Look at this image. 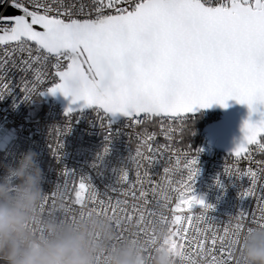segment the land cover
<instances>
[{
	"label": "snow or ice",
	"instance_id": "snow-or-ice-1",
	"mask_svg": "<svg viewBox=\"0 0 264 264\" xmlns=\"http://www.w3.org/2000/svg\"><path fill=\"white\" fill-rule=\"evenodd\" d=\"M13 72L25 98L71 96L95 109L109 135L106 119L123 117L135 141L118 187L99 192L65 169L41 211L60 197L65 219L86 210L109 216L117 242L132 235L149 259L165 230L176 264H235L245 223L264 226V119L245 122L224 167L247 177L241 197L255 199L256 209L227 223L213 221L210 206L192 195L200 150L173 147L196 109L229 99L250 111L264 104V0H0V98ZM61 146L57 139L53 152ZM157 165L162 173L151 171Z\"/></svg>",
	"mask_w": 264,
	"mask_h": 264
},
{
	"label": "built area",
	"instance_id": "built-area-1",
	"mask_svg": "<svg viewBox=\"0 0 264 264\" xmlns=\"http://www.w3.org/2000/svg\"><path fill=\"white\" fill-rule=\"evenodd\" d=\"M8 78L13 86L8 94L0 98V164L14 166L22 153L32 150L37 153L38 163L44 173L43 188L46 193H51L63 184L62 171L65 169L79 177H88L99 192L118 187L121 171H131L130 158L135 151V141L130 139L125 120L111 124L107 118L109 135L100 126L95 109L66 116L61 104L50 100L41 112L40 104L37 103L41 94L25 98L16 86L19 74L9 73ZM202 114L204 116L200 119L198 115L186 116L184 134H176L173 147L185 151L190 145L193 152L200 150L192 195L210 206L208 217L223 224L240 212L251 213L256 209V202L255 199L241 197V193L249 186L247 177L237 179L225 174V163L232 162L230 155L216 150L215 142L210 143L202 132L195 131L199 133L196 141L194 138L186 139L185 135L192 132L190 124L197 120L203 123L215 120L207 119L206 115L210 113ZM57 130L60 132L59 137ZM57 139L62 146L54 153ZM158 139L164 142L163 137ZM106 146L109 151L104 154ZM151 171L162 173L160 165ZM131 175L134 179V173ZM194 211L199 213L202 209L196 207Z\"/></svg>",
	"mask_w": 264,
	"mask_h": 264
},
{
	"label": "clouds",
	"instance_id": "clouds-1",
	"mask_svg": "<svg viewBox=\"0 0 264 264\" xmlns=\"http://www.w3.org/2000/svg\"><path fill=\"white\" fill-rule=\"evenodd\" d=\"M0 264H176L160 230L149 259L132 235L118 241L109 216L86 210L65 219L62 198L41 211L48 194L37 153L21 154L13 165L0 164ZM235 264H264V226L245 224Z\"/></svg>",
	"mask_w": 264,
	"mask_h": 264
},
{
	"label": "water",
	"instance_id": "water-1",
	"mask_svg": "<svg viewBox=\"0 0 264 264\" xmlns=\"http://www.w3.org/2000/svg\"><path fill=\"white\" fill-rule=\"evenodd\" d=\"M41 99L46 105L50 100H55L61 104L66 112L69 108L75 109L72 113L87 112L94 108L83 106V101L73 105L72 97H65L61 93L48 94L45 92L41 95ZM226 106L222 107L217 103H213L208 108L196 109L194 112L186 116H197L201 113H216L219 117L217 121L207 124L202 133L205 138L210 140V143L215 142V148L219 152L231 155L233 150L243 140L244 132L242 131L246 121L258 123L264 119V104L257 103L253 105L254 111H250L248 105L237 103L234 99H229L225 102ZM71 113V114H72ZM111 124L124 120L123 117L116 115L108 117ZM264 139V138H262Z\"/></svg>",
	"mask_w": 264,
	"mask_h": 264
},
{
	"label": "trees",
	"instance_id": "trees-1",
	"mask_svg": "<svg viewBox=\"0 0 264 264\" xmlns=\"http://www.w3.org/2000/svg\"><path fill=\"white\" fill-rule=\"evenodd\" d=\"M37 103H39L40 104V107H41V112H42V110L44 109V103H43V101H42V99H41V97L40 98H38L37 99ZM40 111H39V113H40ZM217 115V114H216ZM218 116V115H217ZM218 118H216V120H217ZM208 123L207 122H205V123H203L201 120H197L195 123H193V124H190L189 125V128H190V130H192V132H189V133H187L185 136H186V139H189V138H196L197 137V140H198V138H199V133H201L202 132V130H203V128L207 125ZM195 131H198V132H195ZM195 132V133H194ZM195 141H196V139H195Z\"/></svg>",
	"mask_w": 264,
	"mask_h": 264
},
{
	"label": "flooded vegetation",
	"instance_id": "flooded-vegetation-1",
	"mask_svg": "<svg viewBox=\"0 0 264 264\" xmlns=\"http://www.w3.org/2000/svg\"><path fill=\"white\" fill-rule=\"evenodd\" d=\"M202 116H204V114H199L197 118L200 119ZM206 116L208 117L207 119H209V120H210V119L213 120V119L218 118V116H217L216 114H210V115H206Z\"/></svg>",
	"mask_w": 264,
	"mask_h": 264
},
{
	"label": "bare ground",
	"instance_id": "bare-ground-1",
	"mask_svg": "<svg viewBox=\"0 0 264 264\" xmlns=\"http://www.w3.org/2000/svg\"><path fill=\"white\" fill-rule=\"evenodd\" d=\"M202 114V113H201ZM210 114H216V113H210ZM219 117V116H218ZM218 120V119H217ZM216 119L214 121H217ZM212 121V122H214ZM212 122H207L208 124L212 123Z\"/></svg>",
	"mask_w": 264,
	"mask_h": 264
}]
</instances>
